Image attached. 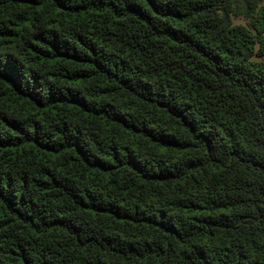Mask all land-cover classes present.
<instances>
[{
  "label": "trees",
  "instance_id": "16d2710c",
  "mask_svg": "<svg viewBox=\"0 0 264 264\" xmlns=\"http://www.w3.org/2000/svg\"><path fill=\"white\" fill-rule=\"evenodd\" d=\"M0 264H264V0H0Z\"/></svg>",
  "mask_w": 264,
  "mask_h": 264
}]
</instances>
